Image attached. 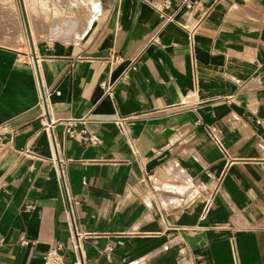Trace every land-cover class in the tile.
Returning a JSON list of instances; mask_svg holds the SVG:
<instances>
[{
	"label": "crops",
	"instance_id": "crops-1",
	"mask_svg": "<svg viewBox=\"0 0 264 264\" xmlns=\"http://www.w3.org/2000/svg\"><path fill=\"white\" fill-rule=\"evenodd\" d=\"M164 1L101 0L72 40L0 39V264L59 242L72 263L70 210L89 264H264V0H203L192 35Z\"/></svg>",
	"mask_w": 264,
	"mask_h": 264
},
{
	"label": "rangeland",
	"instance_id": "rangeland-1",
	"mask_svg": "<svg viewBox=\"0 0 264 264\" xmlns=\"http://www.w3.org/2000/svg\"><path fill=\"white\" fill-rule=\"evenodd\" d=\"M100 9L101 0L0 1V31L5 26L9 28L7 32H1L0 39L4 38L5 44L18 47L21 37L27 38L31 33L33 40H36L41 36L53 35L52 28L69 19L72 23L76 22V28H71L68 37L59 39L72 40L84 31L85 25L87 30L90 24L88 18L92 24Z\"/></svg>",
	"mask_w": 264,
	"mask_h": 264
},
{
	"label": "built area",
	"instance_id": "built-area-1",
	"mask_svg": "<svg viewBox=\"0 0 264 264\" xmlns=\"http://www.w3.org/2000/svg\"><path fill=\"white\" fill-rule=\"evenodd\" d=\"M175 10L171 11L174 7V0H165L164 2H154L153 7L158 13L159 17L164 21V23L176 22L180 27L185 29L191 35L200 27L204 19L207 16V10L203 6V0H178ZM183 11L185 14H189V18L183 20H177L176 14ZM198 14V15H197ZM159 37L155 36L151 39L152 42L159 43ZM120 57L118 55H111L110 61H118ZM131 69H134L132 67ZM128 77V70L123 74V79ZM101 88L104 93L109 94L114 89V84L109 83L104 80L101 83ZM39 104L41 106H47V97L44 91H41ZM126 118H119L116 120L117 125L122 131H126ZM85 119L82 120L85 123ZM50 125H55V122H51ZM50 125H45L47 128H50ZM52 128V126H51ZM65 130L70 137L85 141L87 143H97L98 138L92 135L87 128H84L80 131H77L74 128V125L71 121H67L65 125ZM216 138V137H215ZM70 246L74 252L75 259L72 263H69L65 258V245L62 242H59L53 245L46 253L44 257L45 264H89L87 255L84 248L85 240L89 239L93 235L80 230L76 225L72 211L70 210ZM110 248L105 249V253L108 258H111Z\"/></svg>",
	"mask_w": 264,
	"mask_h": 264
},
{
	"label": "bare ground",
	"instance_id": "bare-ground-1",
	"mask_svg": "<svg viewBox=\"0 0 264 264\" xmlns=\"http://www.w3.org/2000/svg\"><path fill=\"white\" fill-rule=\"evenodd\" d=\"M88 21H90L89 18H88ZM90 25H91V21H90V24L88 25V28L90 27ZM72 27L74 29L76 28V22L73 21L72 23L71 20L66 19L63 22H61V24H57L56 26L52 28V34L59 38L61 37L66 38L69 36V32Z\"/></svg>",
	"mask_w": 264,
	"mask_h": 264
}]
</instances>
